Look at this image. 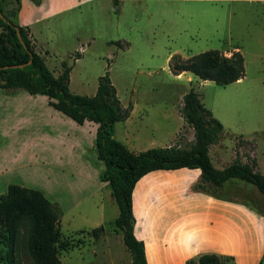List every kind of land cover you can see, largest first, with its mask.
I'll list each match as a JSON object with an SVG mask.
<instances>
[{"label":"rangeland","instance_id":"1","mask_svg":"<svg viewBox=\"0 0 264 264\" xmlns=\"http://www.w3.org/2000/svg\"><path fill=\"white\" fill-rule=\"evenodd\" d=\"M17 2V9L8 13L6 0H1L3 15L31 29L55 76L63 62L72 66L68 87L73 94L94 95L98 78L108 72L121 105L132 106L129 117L114 125V138L129 151L189 149L193 130L181 118V109L183 96L192 89L223 127L209 148L213 167L220 170L238 160L254 170L259 161L256 172L264 175V1ZM208 50L226 58L240 52L243 78L219 86L190 73L171 72L172 56L185 59ZM92 126L76 125L50 108L44 96L0 90V196L17 185L41 192L58 208L61 264H131L121 233L112 225L118 209L110 190L96 191L103 164L96 158ZM197 172L156 171L140 182L136 196L149 194L144 225L157 229L158 240L173 233L179 245L176 257L189 254L191 264L206 254L219 257L222 264H262L264 230L258 249L245 258L196 216L205 193L242 207L250 203L264 223V195L237 179L215 189L202 183ZM142 212L136 203V220ZM183 220L189 221L187 226ZM94 228L102 231L97 238L91 235ZM2 231L0 222V264H5L11 251ZM24 235L20 230L12 249L14 264H32Z\"/></svg>","mask_w":264,"mask_h":264},{"label":"trees","instance_id":"2","mask_svg":"<svg viewBox=\"0 0 264 264\" xmlns=\"http://www.w3.org/2000/svg\"><path fill=\"white\" fill-rule=\"evenodd\" d=\"M117 1L112 0L114 5ZM1 7L0 0L3 15ZM16 65L25 66L2 69ZM169 66L175 76L190 73L201 81L219 86L235 83L244 76V59L238 51L228 58L218 50H208L185 59L174 55ZM71 68L63 62L61 72L54 76L35 51L28 30L13 24L5 15L0 18V90H20L31 96H45L48 106L75 124L80 126L88 122L96 125L94 148L97 160L103 164L99 180L107 185L117 206L118 216L112 225L121 233L131 264H147L144 244L133 233L132 204L135 185L147 174L199 170L200 181L215 189H221L230 179H237L255 186L264 195V175L254 171L252 165L234 160L223 169L213 167L209 148L218 142L223 127L192 89L183 96L181 109V118L193 130L192 146L189 149L177 146L150 148L134 153L114 138V125L129 117L132 106L121 105L108 72L98 78L94 95L88 97L69 90ZM58 219V208L41 192L17 185L8 186L5 195L0 196L2 236L11 251L5 264H14L12 249L20 230L25 234L26 253L32 264H61L56 251ZM101 232L100 228H94L91 235L97 238ZM261 262L264 264V250ZM185 264H191V261ZM192 264H222V261L215 255L206 254Z\"/></svg>","mask_w":264,"mask_h":264},{"label":"crops","instance_id":"3","mask_svg":"<svg viewBox=\"0 0 264 264\" xmlns=\"http://www.w3.org/2000/svg\"><path fill=\"white\" fill-rule=\"evenodd\" d=\"M260 1H264V0H260ZM20 27H24L28 30L33 45L35 43L34 46L35 51L43 58V55L37 49L36 39L34 38L31 29H29L25 25ZM44 59L45 58H43V60ZM53 75L55 76V74ZM87 123L88 122H85L84 124ZM95 130H96V125L93 124V126L91 127V133H93V135H95ZM260 165L261 162L257 161L254 170L260 171L258 168L260 167ZM48 166L50 167L51 165ZM60 168H61V164L58 166L59 171H61ZM197 171L199 172V170ZM198 172H197L198 174L197 176L200 178V172L199 173ZM152 174H154V172L147 174L145 177L139 180V182H137L133 190L132 204H133V216L135 219V222L133 224V233L137 238V240L142 241L144 244L145 258L147 264H185L187 261L192 259L190 258L189 254H181L179 256L177 255L176 257V253L179 252V249H177L179 245L178 242L175 241V235L173 233L170 234L167 239L161 238L158 240V238L155 236L157 229H155L153 226L150 225H146V226L144 225L145 219L143 217V213L146 210H148L147 198L149 194L142 196L137 194L136 196V187L143 180H146L147 178L153 176ZM95 187H96V191L101 193L104 190V188H107V185L105 183L100 182L99 185H96ZM152 191L153 189L151 190V192ZM201 197H202V205L200 207V212L197 213L198 215L196 216L198 220L208 225H213L214 233H216L218 237L224 240L226 239L228 241L230 248L232 247L236 248V251H234L235 254L237 253L240 256L244 255L245 258L252 256L255 249L259 247L258 239H260L262 230H264L263 219L259 215L258 211L256 212L255 208L250 203L246 205L247 207L246 208L244 206L242 207L241 204L239 205L234 202H222L215 200L205 193H202ZM136 203H139V207L143 209L142 215L139 216L137 220H136ZM186 217L184 218L186 219ZM182 223L185 224V226H187L189 221L183 220ZM233 258L235 259V257Z\"/></svg>","mask_w":264,"mask_h":264},{"label":"water","instance_id":"4","mask_svg":"<svg viewBox=\"0 0 264 264\" xmlns=\"http://www.w3.org/2000/svg\"><path fill=\"white\" fill-rule=\"evenodd\" d=\"M17 7H18L17 0H8L7 4L5 5L6 12H8V13H11L14 10H16ZM0 18L3 19V15L1 13H0ZM24 66L25 65H16V66H12V67H3L2 69L5 70V69H8V68H23Z\"/></svg>","mask_w":264,"mask_h":264},{"label":"built area","instance_id":"5","mask_svg":"<svg viewBox=\"0 0 264 264\" xmlns=\"http://www.w3.org/2000/svg\"><path fill=\"white\" fill-rule=\"evenodd\" d=\"M30 41H31V43L33 44V42H32V40H31V38H30Z\"/></svg>","mask_w":264,"mask_h":264}]
</instances>
